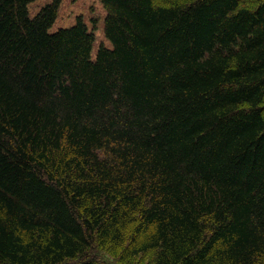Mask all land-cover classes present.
I'll list each match as a JSON object with an SVG mask.
<instances>
[{"label":"trees","instance_id":"1","mask_svg":"<svg viewBox=\"0 0 264 264\" xmlns=\"http://www.w3.org/2000/svg\"><path fill=\"white\" fill-rule=\"evenodd\" d=\"M32 1L0 0V264H264V0H101L95 58Z\"/></svg>","mask_w":264,"mask_h":264},{"label":"rangeland","instance_id":"2","mask_svg":"<svg viewBox=\"0 0 264 264\" xmlns=\"http://www.w3.org/2000/svg\"><path fill=\"white\" fill-rule=\"evenodd\" d=\"M53 0H34L29 4V12L31 16H34L46 3ZM106 16V11L101 3V0H61V4L58 10V16L55 22L50 27L51 32L57 31L62 27H69L76 23L78 17H81L88 24L89 29L95 34V42L92 49V57L95 58L97 52L101 46L108 48L112 47L111 41L106 37L104 32V20ZM130 230H125L124 234V244L122 248L126 245L125 241L129 237ZM101 245H96L99 248ZM101 248L97 249L99 252ZM122 249L119 250L118 257ZM106 262L113 263L117 261V258L112 254H105ZM145 256H132L128 260H123L122 264H146V261H142ZM146 260V258H144Z\"/></svg>","mask_w":264,"mask_h":264}]
</instances>
